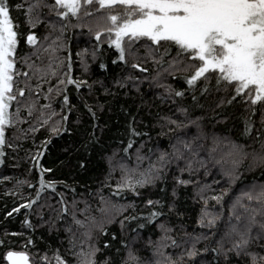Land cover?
<instances>
[{"label": "snow or ice", "instance_id": "obj_1", "mask_svg": "<svg viewBox=\"0 0 264 264\" xmlns=\"http://www.w3.org/2000/svg\"><path fill=\"white\" fill-rule=\"evenodd\" d=\"M13 7L18 11L23 9V23L28 29L24 43L30 50L23 54L18 48L21 36L17 30L19 24L14 23L11 16ZM117 8L120 10L117 11ZM100 10H103V14L95 17L97 25L95 29L82 22L84 17L92 18L94 13ZM72 19L77 23L70 25L69 21ZM40 25L45 29L42 38L31 31ZM70 26L88 28L96 41L91 51L80 49L76 53L81 72L85 75L90 74L87 57L91 56L92 61H96L101 44L104 43L102 34H108L107 43L115 50L112 64L123 66L122 74H116L112 78L110 87H106L101 80H94L90 84L87 79L73 75L71 53L64 36ZM148 65H151V72ZM99 69L107 70L103 60L99 62ZM189 70H191L190 74ZM178 73L181 74L179 78L187 85V91H193L199 86L202 95L213 88L217 92L222 91L226 94L230 92L227 100L221 97L217 107L224 103L231 104L236 97H240V102L244 103L248 112L255 113V106L259 102L260 127L255 129L256 135L252 138L253 143L259 145L258 149L248 152L244 150L245 145L227 139L222 141L215 136L211 139L213 145L222 142L228 145L226 155L232 158L233 165L239 164L241 159L248 158L250 167L264 168V0H24L23 3L0 0V157L5 155L2 150L5 146L13 149L19 147L13 142L14 140L27 139L26 134L15 135L19 124L28 123L34 117L35 123L43 126L48 123L51 115H56L54 111H46L51 109L56 97H62L61 107L66 108L68 112L71 111L68 107L69 86H73L79 92L82 87H88L91 91L93 84H99L105 93L116 95L111 92V88H119L123 90L124 95H129L130 91H139L140 85L147 82L150 88L163 90L157 94V98L163 103L166 99L172 100L173 96L184 97V89H174L171 84L162 82L166 77L176 79ZM213 77L214 85L211 84ZM53 79H55L54 84L50 83ZM201 80L204 83L198 84ZM41 99L44 103H40ZM192 100L197 101V96L193 95ZM172 102L176 103L175 100ZM84 106L91 113L92 127L96 128V113L86 102ZM196 106L200 105L197 103ZM176 112L185 117L186 123L168 116H163L161 119L180 129H187L189 126L195 128V132L190 137L177 136L175 142L170 141L169 150H159L156 159L141 168L140 162L147 159L141 153L143 141L136 148L135 153H129L134 144L132 136H139L141 133L135 130L132 122H129V140L122 151L125 158L134 156L132 166H129L124 158L115 159L114 150L111 156H106L108 164L106 179L111 178L112 173L119 170L120 177L112 195L119 196L121 192L129 191L134 196H139V188L154 187L158 181L165 182L168 167L175 165L178 174L172 176L174 183L170 192L171 199L166 205L168 213L175 210L178 188L191 186L192 198L195 200L198 197L202 204L196 224L211 231L207 234L182 232L186 239L178 244L176 239L169 235L173 228L166 221L159 220L160 217L167 216L164 211L165 202L161 199H146L144 205L150 211L141 212L138 216L129 214L123 217L119 221L121 230L126 227L125 220L143 218L145 223L138 224V227L143 229L145 224L157 221L156 227L160 235L155 241L151 239L147 241L151 255L145 258H141L138 250L134 249L131 243H126L122 239L121 244L127 248V252L120 264H187L184 257H187V260H194L197 256L208 252L212 253V261L201 260V264H214L221 256L228 260L229 253L238 258L243 257L244 264H264V184H253L247 190H239L227 205V219L222 220L225 212V197L229 195L237 179L235 170L223 172L227 177V187L214 195L206 196L205 193L210 191L209 186L201 184L197 174L201 169L204 170L205 175L208 174L207 161L213 158L215 147L207 149L206 158L201 157L199 153L204 149V145L198 142L205 139L206 134L199 123L200 118H190L188 110L182 106H177ZM61 120L66 121L67 116H62ZM57 124L59 125L60 121H57ZM65 130L67 129L55 127L51 132L59 134L60 131ZM253 130L254 122L251 115L246 116L242 135L248 137ZM9 131L13 132L12 138L8 136ZM26 131L34 133L37 128L35 124H31ZM97 139L92 135L85 147ZM47 143V139L42 141L40 147L36 148L35 155L26 153V157L34 162L32 167L39 174L40 187L36 189V198L14 207L6 215L18 212L20 208L32 209L45 188L60 197L57 219L69 214V203L65 199V194L56 192V184L64 182L47 179L43 175L52 172L51 168L42 167L39 159L44 155ZM151 151L149 149V153ZM0 163H3V160H0ZM184 173L188 174L187 178H184ZM193 176H197V179H193ZM3 179L7 180L8 177ZM17 183L33 186L26 180H18ZM213 183L219 182L213 181ZM64 186L75 193V189L70 185ZM165 190L161 188L162 192ZM99 199L101 206L97 208L98 212H104L109 207L116 210V215H120L129 207L135 211L134 204L117 205L103 196ZM209 200L220 205L219 211L209 210ZM245 200L248 203H244ZM77 203L78 201L73 198L72 222L79 227H83L85 221L94 223L95 217L86 216L84 221L76 217V210L82 215L85 211V209H76ZM43 207L41 205V211L36 212L41 220H43ZM85 207H88L86 203ZM114 220L115 216L108 222L112 223ZM221 221L224 224L223 230L219 228L218 222ZM23 224L29 229L33 228L27 218ZM106 231L105 228L100 227L102 234ZM131 231L135 233L136 229ZM137 238L134 236L133 241ZM169 241L171 247L181 249L175 259L163 251L170 246ZM201 241L207 243L204 247L197 248L196 245ZM225 241L231 246L225 248ZM27 243L33 244L32 239L29 238ZM71 243L70 240L69 244ZM0 245H3L2 240ZM105 247H110L107 241ZM96 251L98 249L93 244L87 254L83 250L70 254L77 257L76 264H94L92 257ZM82 256H86L87 259H79ZM40 259L45 260L47 257L41 256ZM0 264H29V257L23 251L9 249L0 255ZM56 264H67V261L57 255ZM104 264H108L107 259Z\"/></svg>", "mask_w": 264, "mask_h": 264}, {"label": "trees", "instance_id": "obj_2", "mask_svg": "<svg viewBox=\"0 0 264 264\" xmlns=\"http://www.w3.org/2000/svg\"><path fill=\"white\" fill-rule=\"evenodd\" d=\"M10 2L23 3L24 0H10ZM99 12L94 13L92 18L84 17L82 22L92 28L96 27L95 17L102 15L103 10ZM11 16L14 23L19 24L17 30L21 33V36L18 48L20 53L23 54L25 51L30 50L24 43V37L28 29L23 23V9L18 11L13 7ZM69 23L70 25L76 24L77 21L72 19ZM31 31L42 38L44 27L40 25ZM107 35V33L102 34L104 43L101 44L96 61L93 62L91 56L87 57L90 74L85 75L81 72L76 53L80 49L91 51L96 41L88 28H73L70 26L65 31V42L71 53L74 76L87 79L90 84L94 80H101L104 81L106 87H110L112 78L116 74H122L121 69L123 66L112 64L115 50L109 47ZM100 60H103L107 65L106 71L99 69ZM148 67L151 72V65H148ZM190 72L191 70H189V74ZM136 74L142 75L140 73ZM180 75L178 73L176 79L166 77L162 81L171 84L174 89L185 90L184 97H172V100L176 101L175 104L172 100L167 99L162 103L157 98V94L163 90L150 88L147 82L140 85L139 91H130L129 95H124L123 90L119 88H111V92L116 93V95L105 93L99 84H93L91 91L88 87H82L79 92L73 86H69L67 94L70 99V105L68 106L71 108L70 112L61 107L62 97H56L52 102L51 109L46 110L49 112L54 111L56 115H51L47 124L41 126L35 123L34 117L28 123L19 124L15 135L26 134L27 139L14 140L13 142L19 147L13 149L5 146L2 149L5 155L0 157V160H3V163H0V240L3 241V245H0V255L11 249L25 252L29 257V264H56L57 255L67 261V264H76L77 257L70 254V252L79 253L83 250L87 254L94 244L98 249L92 257L94 264H104L106 259L108 264H120L121 259L127 252V248L121 244L123 239L138 250L141 258L150 257L151 253L147 247V241L149 239L155 241L160 235L156 227L157 221L152 224H145V227L141 229L138 224L145 223L143 218L131 221L125 220L126 227L123 231L119 224V221L129 214L138 216L141 212L147 213L150 211L144 205L146 199H161L165 202L164 211L167 216H162L159 220L166 221L173 228L169 235L176 239L178 244L186 239L182 232H204L207 234L211 231L196 224L202 204L198 197L195 200L192 198L193 190L191 186L178 188L175 210L168 213L166 205L171 199L170 192L174 183L172 176L178 174L175 165L168 167L165 182L158 181L154 187L139 188V196H134L129 191H123L119 196L112 195L120 177L119 170L113 172L111 178L106 179L108 173L106 156H111L114 150L116 151L115 159L124 158L125 162L132 166L134 156L125 158L122 151L129 140V122H132L135 130L141 133L139 136H132L134 144L133 148L129 150L130 154L135 153L136 148L143 141L144 146L141 148V153L147 159L140 162L141 168L146 167L150 161L155 160L159 155V150H169L170 141L175 142L177 136L190 137L195 132V128L191 126L187 129H180L161 119L163 116H168L171 119L183 120L186 123L185 117L176 112L177 106L185 107L190 118H200L199 123L206 134V138L198 142L204 145V149L199 155L206 158L208 155L207 149L215 147V152L212 153L213 158L207 161L208 174L205 175L203 169L197 174L199 182L209 186L210 191H207L205 195H214L227 187V177L223 175V172L235 170L234 174L237 179L232 185L231 192L225 197V212L222 220L227 219V205L239 190H247L253 184H264V168L250 167L248 158L241 159L239 164L233 165L232 158L226 155L228 145L223 142L213 145L211 139L215 136L221 138L222 141L227 139L245 145L244 150L248 152H251L252 149H258L259 145L253 143L252 138L256 135L255 129L260 127L261 105L259 102L255 106V113L248 112L244 103L240 102V97H236V100L231 104L224 103L217 107L221 97L227 100L228 95L231 94L230 92L227 94L222 91L217 92L213 88L202 95L199 86L193 91H187V85L179 78ZM50 83L54 84L55 79ZM203 83V80L198 82V84ZM211 84H215L214 77ZM43 87L46 88L47 85H43ZM193 95L197 96L195 102L192 100ZM85 102L96 113V128L92 127L91 113L85 108ZM40 103H44V101L41 99ZM197 103L200 106H196ZM65 115L67 120H61V117ZM249 115H251L254 122V130L250 136L245 137L242 135L244 119ZM57 121H60L59 125ZM31 124H35L37 128L34 133L26 131ZM55 127H62L67 130L55 134L51 132V129ZM21 129L25 131L21 132ZM144 133H147V135H143ZM92 135L98 139L85 147ZM8 136L12 138L13 132L9 131ZM46 139L48 140L46 151L39 159L41 166L51 168L52 172L43 175L47 179L64 182L63 184H56V192L65 194V199L69 203V214L57 219L60 197L55 192L45 188L39 199L33 204L32 209L20 208L18 212L6 215L14 207H19L27 200L36 198V189L40 187L38 183L39 174L32 167L34 162L26 157V153L35 155L36 148L40 147L41 142ZM149 149L152 150L151 153H149ZM216 161H219V163ZM81 162H83V167H81ZM30 168L31 171H29ZM183 176L187 178L188 174L184 173ZM197 176H193V179H197ZM3 177H8V179L5 180ZM18 180H26L33 186L28 187L27 183L18 184ZM213 181L219 183H213ZM64 185H70L75 189V193L73 194ZM161 188L166 190L162 192ZM100 196L117 205L134 204L135 211L129 207L120 215H116V210L109 207L104 212H98L97 208L101 206ZM73 198L78 201L76 209H85L83 215L76 210V217L84 221L86 216H92L95 217L94 223L85 221L84 226L79 227L72 222L71 214L74 210L71 207V201ZM85 203L88 206L87 208ZM244 203L248 202L245 200ZM41 205L44 206L42 209L43 220L36 215L37 211H41ZM253 206H255L254 202ZM208 208L210 211H219L220 205L209 200ZM53 209L56 211H53ZM113 216H115V220L109 223V219ZM26 218L33 225L32 229L23 224ZM218 223L219 228L223 230V222ZM101 226L107 230L106 233L102 234L100 232ZM69 228L71 230L67 231ZM131 229H136V232L133 233ZM12 233H17V235H12ZM113 234H115V239H113ZM134 236L138 237L135 241H133ZM29 238L33 241L31 245L27 243ZM217 238H219V232H217ZM70 240L71 245L69 244ZM105 241L108 242L110 247H105ZM168 243L170 246L163 249V251L166 255H171L175 259L180 254L181 249L171 247L170 241ZM205 243L207 242L201 241L196 247H204ZM212 243L214 245V241ZM224 246L228 248L231 245L228 241H225ZM41 256H46L47 259L41 260ZM79 259L85 260L87 257L82 256ZM184 259L187 264H201V260L212 261V253H204L194 260H187V257H184ZM214 264H244V258H238L229 253L228 260L221 256L217 258Z\"/></svg>", "mask_w": 264, "mask_h": 264}, {"label": "rangeland", "instance_id": "obj_3", "mask_svg": "<svg viewBox=\"0 0 264 264\" xmlns=\"http://www.w3.org/2000/svg\"><path fill=\"white\" fill-rule=\"evenodd\" d=\"M116 10H117V11H119L120 9H119V8H117ZM99 13H101V12H99ZM44 31H45V29H44Z\"/></svg>", "mask_w": 264, "mask_h": 264}, {"label": "bare ground", "instance_id": "obj_4", "mask_svg": "<svg viewBox=\"0 0 264 264\" xmlns=\"http://www.w3.org/2000/svg\"><path fill=\"white\" fill-rule=\"evenodd\" d=\"M94 29L96 28V27H93Z\"/></svg>", "mask_w": 264, "mask_h": 264}]
</instances>
